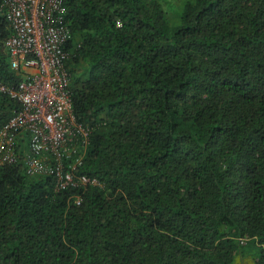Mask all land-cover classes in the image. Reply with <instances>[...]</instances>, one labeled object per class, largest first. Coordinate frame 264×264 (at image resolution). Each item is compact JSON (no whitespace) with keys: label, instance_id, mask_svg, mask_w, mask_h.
I'll list each match as a JSON object with an SVG mask.
<instances>
[{"label":"trees","instance_id":"trees-1","mask_svg":"<svg viewBox=\"0 0 264 264\" xmlns=\"http://www.w3.org/2000/svg\"><path fill=\"white\" fill-rule=\"evenodd\" d=\"M164 3L64 0L91 130L77 173L99 185L0 169V264H264V0H183L173 19ZM19 109L0 92V128Z\"/></svg>","mask_w":264,"mask_h":264},{"label":"built area","instance_id":"built-area-1","mask_svg":"<svg viewBox=\"0 0 264 264\" xmlns=\"http://www.w3.org/2000/svg\"><path fill=\"white\" fill-rule=\"evenodd\" d=\"M10 34L4 48L15 86L0 92L20 109L0 128V169L23 164L31 176H53L57 191L97 186L77 173L87 154L91 130L76 120L66 67L72 38L64 0H2Z\"/></svg>","mask_w":264,"mask_h":264},{"label":"rangeland","instance_id":"rangeland-1","mask_svg":"<svg viewBox=\"0 0 264 264\" xmlns=\"http://www.w3.org/2000/svg\"><path fill=\"white\" fill-rule=\"evenodd\" d=\"M183 0H167L168 3H164V7H165V11L170 15V17L173 19L174 17L171 16V13L170 11L171 10H168L167 8V4H173L172 6H180L181 3H182ZM83 65L84 62L82 63V67H80L79 69H77V74H81L83 71ZM25 172H26V175L28 176V178L30 179H35V178H40V177H43V176H31L27 173V166H25ZM243 253L241 255H239L237 257V260H236V264H253V260H252V257H253V252L251 251V249H244L242 250ZM252 254V255H251Z\"/></svg>","mask_w":264,"mask_h":264}]
</instances>
